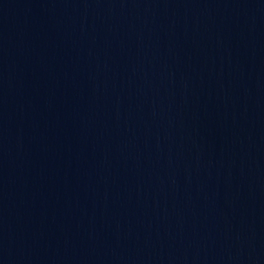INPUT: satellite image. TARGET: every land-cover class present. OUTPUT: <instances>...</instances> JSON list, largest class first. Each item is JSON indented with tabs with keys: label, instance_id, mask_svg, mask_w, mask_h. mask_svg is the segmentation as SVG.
I'll return each instance as SVG.
<instances>
[{
	"label": "water",
	"instance_id": "1",
	"mask_svg": "<svg viewBox=\"0 0 264 264\" xmlns=\"http://www.w3.org/2000/svg\"><path fill=\"white\" fill-rule=\"evenodd\" d=\"M0 264H264V0H0Z\"/></svg>",
	"mask_w": 264,
	"mask_h": 264
}]
</instances>
